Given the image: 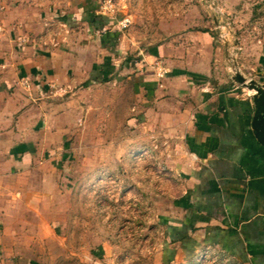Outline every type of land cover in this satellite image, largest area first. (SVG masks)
Instances as JSON below:
<instances>
[{
  "label": "crops",
  "instance_id": "1",
  "mask_svg": "<svg viewBox=\"0 0 264 264\" xmlns=\"http://www.w3.org/2000/svg\"><path fill=\"white\" fill-rule=\"evenodd\" d=\"M198 1L226 40L220 32L214 38L211 19L190 16L191 4L182 18L170 17L175 4L168 2L156 34L163 41L135 65L138 127L174 137L182 154L181 194L164 224L160 264L212 255L264 264V147L252 130V99L225 79L232 69L220 45L233 43L234 53L260 49L264 33L252 28L264 23V0ZM97 5L0 0V264H48L64 248L60 175L83 119L80 101L127 67L117 64L127 60L125 36L113 50L117 34ZM233 27L247 33L235 36Z\"/></svg>",
  "mask_w": 264,
  "mask_h": 264
},
{
  "label": "rangeland",
  "instance_id": "2",
  "mask_svg": "<svg viewBox=\"0 0 264 264\" xmlns=\"http://www.w3.org/2000/svg\"><path fill=\"white\" fill-rule=\"evenodd\" d=\"M97 1L102 20L111 18L112 33L117 34L113 50L121 45V33L125 36L127 60L117 64L127 67L123 77L114 75L113 81L98 82L82 96L83 119L69 140L71 155L60 175V247L64 248L48 264H160L166 241L164 224L171 202L181 194L178 160L182 154H176L174 137H153L148 127L144 133L138 127L135 65L142 54L163 41L156 34L159 17L168 14V2L175 4L170 17L180 19L184 5L191 4L189 13L194 20L211 19L215 39L221 29L198 0ZM105 2H109L107 8ZM123 19L130 20L126 28L120 25ZM263 24L252 32L263 34ZM233 28L225 30L235 36L247 33ZM220 45L226 65L232 69L224 75L228 83L233 82V70H237L247 81L264 87V44L247 54L243 50L234 53L229 41ZM233 84L251 99L250 91ZM202 258L182 264H227L218 255L207 262Z\"/></svg>",
  "mask_w": 264,
  "mask_h": 264
},
{
  "label": "water",
  "instance_id": "3",
  "mask_svg": "<svg viewBox=\"0 0 264 264\" xmlns=\"http://www.w3.org/2000/svg\"><path fill=\"white\" fill-rule=\"evenodd\" d=\"M233 82L252 93L251 99L255 110L252 130L257 141L264 147V87L253 80L247 81L237 70H233Z\"/></svg>",
  "mask_w": 264,
  "mask_h": 264
},
{
  "label": "built area",
  "instance_id": "4",
  "mask_svg": "<svg viewBox=\"0 0 264 264\" xmlns=\"http://www.w3.org/2000/svg\"><path fill=\"white\" fill-rule=\"evenodd\" d=\"M109 2H106V4H108ZM122 28H126L130 25V20L129 19H123L120 23ZM218 39L221 42H224L226 40V34L224 32H220L218 35ZM165 72L163 70H160L159 73H157V77L158 78H163L164 77ZM21 85L28 89L29 88V79L27 78H23L20 80Z\"/></svg>",
  "mask_w": 264,
  "mask_h": 264
}]
</instances>
